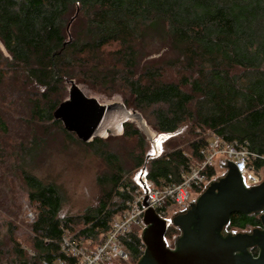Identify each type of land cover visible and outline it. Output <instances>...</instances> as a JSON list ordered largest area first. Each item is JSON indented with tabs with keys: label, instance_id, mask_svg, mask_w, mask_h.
Instances as JSON below:
<instances>
[{
	"label": "trees",
	"instance_id": "16d2710c",
	"mask_svg": "<svg viewBox=\"0 0 264 264\" xmlns=\"http://www.w3.org/2000/svg\"><path fill=\"white\" fill-rule=\"evenodd\" d=\"M0 40L9 54L0 49L3 98L24 77L34 91L26 87L17 95L26 102L30 129L46 132L53 124L73 142L97 147L107 163L98 177L100 201L81 221L61 214L56 184L21 165L32 217L19 234L28 244L19 241L12 222L5 224L0 264L72 261L62 249L64 234L88 249L101 243L141 186L127 177L147 163L149 138L133 126L137 120L126 122L121 135L137 146L122 152L111 148L120 136L84 143L53 117L72 80L119 89L126 106L147 124L150 116L159 132L174 133L190 123L185 146L150 158L145 184L179 181L180 172L201 158L210 131L228 142H248L260 156L255 166L264 167V0H0ZM1 129L8 133L2 121ZM35 146L32 139L19 143L25 155L20 159L34 154ZM216 174L215 168L207 173L209 179ZM248 221L256 222L244 216L241 224ZM141 235L134 226L122 238L129 263L140 259Z\"/></svg>",
	"mask_w": 264,
	"mask_h": 264
},
{
	"label": "water",
	"instance_id": "95a60500",
	"mask_svg": "<svg viewBox=\"0 0 264 264\" xmlns=\"http://www.w3.org/2000/svg\"><path fill=\"white\" fill-rule=\"evenodd\" d=\"M0 49L9 55L1 40ZM157 55L153 54L152 57ZM70 84L69 99L60 103L53 114L55 119L63 122L67 131L75 133L84 143H91L95 138H107L110 134L121 136L125 123L137 120L156 147L155 134L140 112H132L119 101L101 104L98 99L87 96L74 80ZM157 155L156 151L148 155L147 160ZM216 164L219 179L211 181L199 195L194 205L195 211L185 215L174 214L196 197L186 198L179 205L167 209V219L149 205L152 199L144 201V205L149 206L143 217L145 228L141 235L146 249L138 264H264V236L261 257L252 263L251 255L242 257L235 254V250H242L238 245L242 242V235L226 239L220 233L234 213H258L264 224V180L249 187L239 169L228 159H220ZM145 169L146 166L143 171ZM262 172L264 175V170ZM171 224L181 228L183 233L176 240L175 249L165 239Z\"/></svg>",
	"mask_w": 264,
	"mask_h": 264
},
{
	"label": "rangeland",
	"instance_id": "374dc122",
	"mask_svg": "<svg viewBox=\"0 0 264 264\" xmlns=\"http://www.w3.org/2000/svg\"><path fill=\"white\" fill-rule=\"evenodd\" d=\"M115 45L107 49H113ZM25 78L19 82L16 91L7 90L9 93L3 98V90L0 91V229L7 228L5 224L12 222L17 227V236L23 246L27 247L25 237L19 233L25 232L26 224L32 217L28 194L24 181L21 177L20 167L24 165L27 170L39 178L56 184L63 196L61 214L63 216H74L81 221L80 216L95 207L100 201L101 189L98 177L107 170L105 159L99 154L97 147H89L81 143L73 142L63 130L53 124H48L46 132L39 128L30 129L26 117L29 112L26 102L17 95L18 90L34 91V86L23 84ZM23 84V85H22ZM78 85L84 93L98 99L101 104L123 102V95L119 89L106 90L96 88L89 82H79ZM71 84L67 88L66 98L69 99ZM149 127L156 133V147L148 139L146 143V169L143 166L134 169L128 174V179L144 185L148 174V155L165 154L174 148L183 147L187 144L190 136V123L183 124L174 133L159 132L153 127V120L149 116ZM1 121L5 123L8 133L4 134L1 129ZM134 127L140 129L138 122H132ZM210 132L207 133V135ZM210 137V136H209ZM29 139L35 141L34 154L28 155L24 160L20 159L25 155L21 152L19 143ZM78 139V138H77ZM79 140V139H78ZM80 141V140H79ZM137 142L133 138L119 137L111 140V148L125 152L127 148L136 147ZM264 170V167H263ZM217 171V169H216ZM117 218V217H116ZM167 219V218H166ZM135 228L143 231L144 225L135 224ZM103 236H100V239ZM175 236L166 239L173 245ZM99 242V241H98ZM87 243V242H86ZM97 243V241H96ZM96 243L92 244L93 246ZM128 264H135L133 262Z\"/></svg>",
	"mask_w": 264,
	"mask_h": 264
},
{
	"label": "built area",
	"instance_id": "2783aa9c",
	"mask_svg": "<svg viewBox=\"0 0 264 264\" xmlns=\"http://www.w3.org/2000/svg\"><path fill=\"white\" fill-rule=\"evenodd\" d=\"M209 134V142L200 150L201 158L192 163L188 169L180 172L179 181L163 186L147 183L146 187L142 185L134 190L133 198L128 201L127 208L112 221L111 229L101 243H96L93 248L88 249L78 237L64 234L61 241L62 249L72 261L58 259L55 264H126L130 255L122 238L133 229L135 224L144 225L143 217L146 209L149 208L148 205H144V201L147 198L152 199L149 205L161 217L167 218V209L179 205L186 198L198 197L202 193L216 176L209 179L208 170L217 169L216 163L220 159H228L232 162L249 187L264 180L263 167L257 168L254 164V159L260 156L249 148L248 142L238 140L228 142L213 131ZM140 249L144 254L146 249L144 242ZM40 264L52 263L41 259Z\"/></svg>",
	"mask_w": 264,
	"mask_h": 264
},
{
	"label": "flooded vegetation",
	"instance_id": "af4514ba",
	"mask_svg": "<svg viewBox=\"0 0 264 264\" xmlns=\"http://www.w3.org/2000/svg\"><path fill=\"white\" fill-rule=\"evenodd\" d=\"M216 179H219L218 176H216L211 181L216 180ZM206 188L202 191V193L206 190ZM198 197L192 199V201L189 204H187L185 207H183L182 209L176 210L174 214L176 215L179 213V214L185 215L191 212L192 210L195 211L194 205L196 204ZM244 216L252 217L256 220V222L248 221L247 224L242 225L241 222ZM260 217L261 215L258 213H252V214L234 213L231 215L229 223L225 225L220 232L221 235L224 236V238L226 239H229V238H232L238 235H242L240 237L242 238V242L238 244L239 246L242 247V250L241 249L237 251L235 250V254L241 255L242 257L245 254H249V256L251 255L252 261L250 262L252 263H255L253 262V260L260 259L261 254H262L261 242H262V237L264 236V224L262 223V219H260ZM182 235L183 233H182L181 228L171 224L168 227L165 239H168L169 236H172V237L175 236L173 245L169 244L172 249H175V242ZM246 264H249V263H246Z\"/></svg>",
	"mask_w": 264,
	"mask_h": 264
}]
</instances>
